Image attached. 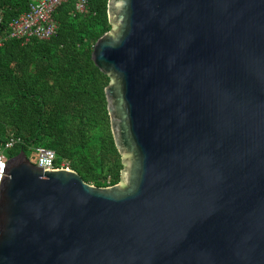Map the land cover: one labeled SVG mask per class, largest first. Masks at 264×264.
Returning <instances> with one entry per match:
<instances>
[{
    "label": "water",
    "instance_id": "95a60500",
    "mask_svg": "<svg viewBox=\"0 0 264 264\" xmlns=\"http://www.w3.org/2000/svg\"><path fill=\"white\" fill-rule=\"evenodd\" d=\"M122 168L95 186L23 151L0 178V264H264V0H107Z\"/></svg>",
    "mask_w": 264,
    "mask_h": 264
},
{
    "label": "trees",
    "instance_id": "16d2710c",
    "mask_svg": "<svg viewBox=\"0 0 264 264\" xmlns=\"http://www.w3.org/2000/svg\"><path fill=\"white\" fill-rule=\"evenodd\" d=\"M33 0H0V147L19 139L8 157L37 147L56 153L69 169L95 186L117 184L122 168L110 131L104 88L109 77L92 62L93 44L111 25L107 0H74L52 13L57 29L45 40L27 42L7 35L9 23Z\"/></svg>",
    "mask_w": 264,
    "mask_h": 264
},
{
    "label": "built area",
    "instance_id": "2783aa9c",
    "mask_svg": "<svg viewBox=\"0 0 264 264\" xmlns=\"http://www.w3.org/2000/svg\"><path fill=\"white\" fill-rule=\"evenodd\" d=\"M66 0H33L29 4V8L19 14L10 23L7 31V35L10 38L21 39L23 42H27L32 38L45 40L53 36L56 32L57 25L52 18L54 9L65 2ZM87 7V0H74V10L76 12H84ZM4 37L0 35V47L3 44ZM19 142V139L10 137L3 145V149L0 147V178L2 175L3 167L8 155L5 157L7 150L12 148L14 144ZM31 157L35 159V164L43 167L47 170L53 169H69L64 160L56 162V153L45 147H37L31 154Z\"/></svg>",
    "mask_w": 264,
    "mask_h": 264
},
{
    "label": "rangeland",
    "instance_id": "374dc122",
    "mask_svg": "<svg viewBox=\"0 0 264 264\" xmlns=\"http://www.w3.org/2000/svg\"><path fill=\"white\" fill-rule=\"evenodd\" d=\"M5 153V157L7 156V153L6 152H4ZM27 155H28V157H30V159H31V155H30V153L28 152L27 153Z\"/></svg>",
    "mask_w": 264,
    "mask_h": 264
}]
</instances>
